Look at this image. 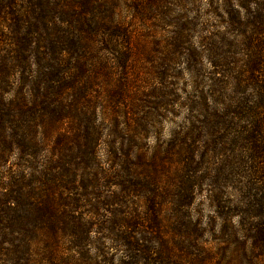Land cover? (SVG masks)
I'll return each instance as SVG.
<instances>
[{
  "label": "trees",
  "instance_id": "obj_1",
  "mask_svg": "<svg viewBox=\"0 0 264 264\" xmlns=\"http://www.w3.org/2000/svg\"><path fill=\"white\" fill-rule=\"evenodd\" d=\"M132 1L142 14L143 4ZM215 1L212 13L218 9L224 16L220 25L238 36L245 59L237 65L219 56L217 44L229 47L225 33L203 39L212 69L208 91L202 93L200 81H195L187 133L172 138L170 151L154 146L148 158L140 144L146 135L134 112L148 104L142 98L163 95L166 64L159 65L164 69L157 67L153 77L159 88L148 92L151 80L126 60L133 52L134 32L114 22L111 10L109 16L100 14L108 1L0 0V25L7 36L0 59V168H6L0 173V264H79L70 252L87 246L90 232L100 235L112 230L110 225L116 233L112 241L123 250L120 264H209L204 258L188 260L194 249L205 256L211 248L197 245L196 224H186L196 237H176L172 228L166 238L163 220H156L164 195V162L180 154L182 163L189 165L194 150L180 147L199 140L200 130L239 146L223 162V182L231 192L226 198L212 195L216 220L209 228L219 221L217 240L228 242L234 253L248 254L246 264L260 263L253 260L264 258V0L211 3ZM193 58L186 54L189 70L195 69ZM99 79L106 91L98 98H105V104L96 114L91 94ZM107 81L116 83L110 86ZM229 84L230 95L225 97L222 92ZM210 102L221 110L210 109ZM110 112L108 130H101ZM97 117L102 120L99 126ZM101 137L108 139L106 167L97 158ZM111 186L146 194L149 218L109 221L106 226L84 220L85 212L94 218L98 210L112 206L100 196L101 189ZM194 193L187 183L179 203L188 206ZM61 229L67 231L65 246ZM225 250L218 247L221 255ZM60 254L65 258H58Z\"/></svg>",
  "mask_w": 264,
  "mask_h": 264
},
{
  "label": "rangeland",
  "instance_id": "obj_2",
  "mask_svg": "<svg viewBox=\"0 0 264 264\" xmlns=\"http://www.w3.org/2000/svg\"><path fill=\"white\" fill-rule=\"evenodd\" d=\"M106 1H108V4L101 8L100 14L109 16L108 10H111L110 16H112L114 22L129 27L134 32L135 38L131 44L133 52L128 54L126 60L135 63L134 69L139 75L147 76L146 78L149 81L151 80L149 86L146 87L148 92L152 88H159V84L156 85L153 77L156 74L155 72H158L157 67L162 69L163 67L159 65L166 64L164 68L167 71L168 79L164 85L160 86L163 95L142 98V101H146L148 104L145 103V107L142 106V109H137L134 112L138 119L139 128H143L146 135L144 141L140 144H142L145 156L149 158L154 146L157 145L163 151L168 150L170 142L176 134L182 136L187 133L188 102L194 100L196 96L195 81H200V91L202 93L208 91L209 81L207 78L212 69L208 63L205 52L206 45H204L203 39L209 36L216 38L225 33L224 43L226 42L229 47H224L225 44H217L219 56L229 58L230 61H237V65L242 64L245 57L239 53L238 36L226 31L225 26L220 25V22L224 20L222 18L224 16L219 15L218 9L214 14L212 13L215 9H212L211 6L216 8L214 7L216 1L212 4V0H137L145 8L142 14H138L133 9L136 5L132 0ZM4 32L0 25V59L4 50H6L5 39L7 36ZM173 48L175 49L174 53H172ZM186 54L193 55V60L196 61L194 70H189L185 59ZM197 73L200 75V79L196 78ZM90 78L91 76H88V80ZM100 79L99 82L94 83L96 87H94V92L91 94L93 100L96 99L94 101V105L97 106L96 114L102 111V104H105V98H98V96L104 95V91H106L102 89L104 88L103 84L100 86L102 82ZM85 81L87 82V79ZM105 83L113 86L116 81H114V84L112 81ZM231 88V84H229L222 95L229 96ZM124 104L127 105L128 101L125 100ZM135 104L137 107L140 105L138 101ZM208 107L218 111L221 110V105L216 106L211 102ZM148 114H151L148 117L149 119L147 118ZM111 115V112L106 114V124L100 125L102 123L101 117H97L95 124L100 125L101 130H108ZM139 117L142 119L140 120ZM209 133V130H200L198 132L201 137L199 140L197 139L195 142L186 141V146L181 145L180 148L184 150L188 148L194 150L195 155L189 165L182 163L180 154H174L170 161L165 160L162 170L163 175L160 177L164 195L156 220H163V231L166 238L171 234L173 228L174 232L172 234L176 237L193 238L200 235L198 239L200 245H197L204 244L211 247L208 255L205 256H199L197 249H194L195 251H192L193 256H189L188 260L204 258L209 261V264H246L249 259L248 254L243 256L242 253H234L233 249L228 246V242L223 243L217 240L219 237L218 231L220 230L219 221L212 225V231V228H209L211 220H216L212 214V195L216 194L226 198L231 192L223 182V178L225 179V171H222L223 162L226 161L230 150L239 149L237 144L230 145L229 141L221 140V138L217 141L218 139L216 140L214 136L211 137ZM105 138L107 137H101L97 147L98 161L104 167H106L104 150L108 140ZM170 150L172 148L168 151ZM204 153L205 156H203ZM13 160L12 156L8 164L12 163ZM5 171V166L0 168V173ZM176 171L178 172L176 173ZM187 183L193 186L195 193L189 205L185 207L179 202L182 201L181 195L185 191ZM145 195H135L133 192L122 191L116 186L101 189L100 196L103 201L111 203L112 206L101 208L98 210L99 216L94 218L85 212L84 220H91V222L106 226L109 221L115 223L120 220H133V217L136 216L145 218V215L149 218L152 210L148 208L147 203L144 201ZM151 219L153 220V218ZM232 220L237 219L232 218ZM168 224L173 225L169 226ZM186 224H196L199 229L198 235L189 233L190 230L189 227H186ZM108 228H112V230L106 229L100 235L90 232L88 234V245L81 250L78 248V253H76L77 251L75 253L70 252V255L79 259V264H106L102 260L106 262L108 259L111 261L109 264H120L123 250L112 241L116 235L115 228L111 225ZM175 228L184 232L179 231L178 233ZM61 230L63 231V229ZM66 232L60 233V237L63 235V239H61L63 246L67 242V238H64ZM132 235L135 238L139 237L138 234ZM149 247L155 248V242H151ZM218 247L226 248L224 255L219 253ZM58 258L62 260L65 256L60 254ZM253 261H260L256 264H264V258Z\"/></svg>",
  "mask_w": 264,
  "mask_h": 264
}]
</instances>
